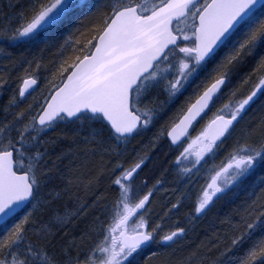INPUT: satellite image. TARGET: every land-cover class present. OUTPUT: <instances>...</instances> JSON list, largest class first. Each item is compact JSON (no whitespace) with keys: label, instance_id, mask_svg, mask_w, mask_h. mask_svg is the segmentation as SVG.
Instances as JSON below:
<instances>
[{"label":"snow or ice","instance_id":"obj_1","mask_svg":"<svg viewBox=\"0 0 264 264\" xmlns=\"http://www.w3.org/2000/svg\"><path fill=\"white\" fill-rule=\"evenodd\" d=\"M0 38L43 45L0 75V264H264V0H0Z\"/></svg>","mask_w":264,"mask_h":264},{"label":"trees","instance_id":"obj_2","mask_svg":"<svg viewBox=\"0 0 264 264\" xmlns=\"http://www.w3.org/2000/svg\"><path fill=\"white\" fill-rule=\"evenodd\" d=\"M86 3H91L93 5L100 2V0H85ZM5 3H7V0H5ZM13 3H15V0H13ZM75 19L71 22L70 26L67 29H61L58 35L65 36L67 35V31H70L72 28L79 27V21L83 20L88 15V10L84 9L81 11L76 12ZM40 47H43V45H32L27 43H20V44H12L9 41L0 38V75L7 76L9 73L15 77L16 75H23L22 71H12L14 65L17 63V61L21 57H27L28 59H31L33 55H40ZM46 60L52 58V53L50 51H45L43 53ZM43 76V73H42ZM12 88H15L18 93L19 85L16 83H13ZM45 87V85L42 83L41 88L37 89L31 96L28 97L27 103H31L33 99H35L37 96H39L40 91ZM9 94H3L0 98V105H3L7 102ZM183 100V97L181 98ZM179 104V102H177ZM174 110V109H173ZM171 115V113H169ZM59 149H57V152ZM53 160H55L56 153H53ZM57 166L61 169L64 168L65 165L69 163L67 159H65L62 163L56 162ZM59 180L53 181V186L60 185ZM107 187V181L101 182V188L104 189ZM81 202L85 200H89L92 197V193L90 191H87L85 189H81L79 192ZM63 201L59 202L58 206L63 205ZM164 204V203H163ZM162 204V205H163ZM160 211V210H159ZM183 211H187V209H184ZM183 211L177 216H173L171 220L167 221L165 223L166 231L173 226L174 222L177 219L183 220ZM228 211L227 205L223 203H218L217 208L214 209L213 213H210L208 217L202 219L195 227V229L191 232H189L188 235V241H191L192 245H203L207 244L209 238H211L216 231L219 230V221L216 219L217 212H219L220 215H223L225 212ZM163 215V213H161ZM90 218V217H89ZM83 227V225H81Z\"/></svg>","mask_w":264,"mask_h":264},{"label":"flooded vegetation","instance_id":"obj_3","mask_svg":"<svg viewBox=\"0 0 264 264\" xmlns=\"http://www.w3.org/2000/svg\"><path fill=\"white\" fill-rule=\"evenodd\" d=\"M151 174H152V166L149 165V167L146 168L143 173H141V179L145 178L146 176H151ZM172 180H173V177H168L167 180H166V182H165L164 188L156 191L155 196L153 197V204H152V206L155 209V211L157 213H159L160 215H161L162 212H160L159 210L161 209L163 202L159 201L160 203H158V205H156V201H155L156 200V197L158 196L159 199L164 200L163 197L165 196V192H163V191H164V189H170L171 188V186H172ZM152 183H154V180H150L149 187H151V184ZM145 191H147V190H145ZM173 199H174V197H173ZM165 230H166V228H165Z\"/></svg>","mask_w":264,"mask_h":264},{"label":"rangeland","instance_id":"obj_4","mask_svg":"<svg viewBox=\"0 0 264 264\" xmlns=\"http://www.w3.org/2000/svg\"><path fill=\"white\" fill-rule=\"evenodd\" d=\"M203 123H204V122L202 121V122H201V125H199V126L197 127V131H198L199 128L203 125ZM192 134L195 135L196 132L194 131ZM163 192H165V191H163ZM155 201H156V205H158V203H160L159 201H161V202H163V203L165 202L164 200L159 199L158 196L156 197V200H155ZM188 235H189V234H188Z\"/></svg>","mask_w":264,"mask_h":264},{"label":"water","instance_id":"obj_5","mask_svg":"<svg viewBox=\"0 0 264 264\" xmlns=\"http://www.w3.org/2000/svg\"><path fill=\"white\" fill-rule=\"evenodd\" d=\"M0 98H1V95H0Z\"/></svg>","mask_w":264,"mask_h":264}]
</instances>
